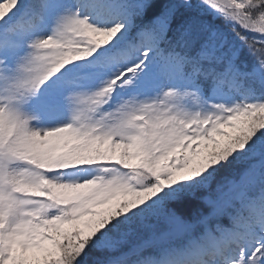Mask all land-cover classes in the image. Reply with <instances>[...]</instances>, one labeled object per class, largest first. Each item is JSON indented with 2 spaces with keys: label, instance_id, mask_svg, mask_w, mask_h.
Returning <instances> with one entry per match:
<instances>
[{
  "label": "rangeland",
  "instance_id": "374dc122",
  "mask_svg": "<svg viewBox=\"0 0 264 264\" xmlns=\"http://www.w3.org/2000/svg\"><path fill=\"white\" fill-rule=\"evenodd\" d=\"M87 1L0 0V9L18 11L21 18L20 22L15 23L11 28L9 36L0 33V233L4 230L3 238L0 240V251L5 246L4 241L15 248L13 253L28 256V259L34 262L38 257H44L48 252L45 249L47 247L52 250L51 256L58 258L59 252L62 253L66 249V252H69L71 239L81 241L86 234L96 232L95 229L90 230L92 227L88 222L97 217L86 215L81 219L82 229L74 225L73 230L61 233L62 241L69 239L67 247L62 246L63 243L58 238L57 243H49L47 247L36 252L26 242L28 239L34 240L38 235L36 229H32L33 225L50 223L59 215L60 209L54 203L56 201L52 199L53 196L55 195L56 198L67 196L66 191H61L60 194L51 191V198H47L45 192L48 186H53V190L64 187L70 190L86 179H93L96 175L99 177L98 172L102 173L100 176L102 186L97 183L92 191L95 189L99 197L95 195L94 200L81 203L84 205L83 211L95 201V204L101 207L110 205L105 208H110L108 211L101 212V214L107 213L101 217L105 220L117 216L115 219L116 225L119 226L118 232L121 236L124 235V238L128 234L130 237L135 232L134 226L140 227L137 233L146 241L159 237L158 234L164 237L168 232L183 233L184 229L189 227V223H185V228L179 230L180 219L167 210L168 201L178 199L176 189L173 190L170 185V179H160V186H157L155 191L141 193L135 191L130 194L128 191L130 179L124 165L118 169L105 168L104 171H100L104 166L63 169L67 160L63 156L68 146L72 147V141L67 142L63 147L66 138L61 133L67 130H74L83 135L94 133L96 140H99L98 136H100L111 142L108 150L117 152L120 149L118 153H121L122 158L129 160L131 152L129 144L134 138L133 135L149 131L152 136H165L169 131L185 129L189 126L196 127L194 125L196 120L207 122L211 114L219 115L216 119H221L222 112L219 109L225 107L220 104L223 103L228 107L233 100L232 96L215 91V100L202 106L201 111L197 110L194 103L183 105L182 96L186 97L187 94L181 93L174 81H170V74L165 65L154 62L157 55L144 50L151 44L158 43V35L166 33L168 25L164 18L154 22L156 33L146 31L141 34L137 42L129 39L122 49L104 56L90 67L71 70L60 68V54L64 48L61 43H69L75 32H79L78 27L94 25L93 27L97 28L96 25L100 23L99 17L107 15L104 11L99 15L90 16L92 10L85 8ZM236 1L239 8L248 5L247 3L243 6L247 0ZM252 2L254 13L255 10L258 11L260 16L258 21L252 23V27L264 28V0H252ZM137 3L143 6L146 1L137 0ZM239 8L236 11H239ZM109 13L112 24H116L118 18L124 15L122 13L117 15L112 11ZM198 23L200 22H197V28ZM224 39V36H218L214 45L216 42L221 44ZM256 40L264 43V39L260 37ZM148 56L151 57V61L146 66L144 61ZM263 71L264 66H259L254 73L261 76ZM195 99L191 95L190 103ZM186 103H189L187 99ZM257 113L246 117L242 122L234 121L231 126H223L220 129L217 127L220 121L212 125L217 127L218 134L214 143L206 145L201 152L198 163L201 161L199 165L203 166V171L193 170L189 178L185 176L187 171L181 172L175 175L171 182L179 188H193L200 178L212 174L213 168L210 169L209 166L212 156L213 159L216 155V158H224L225 155L229 156L242 150L243 146L246 147L245 142L255 137L254 128L264 125V109ZM247 120L248 122H245ZM241 123L244 124L240 125ZM179 135L183 136L182 133ZM184 138L186 141L191 139L187 136ZM81 139L83 140V137L76 142L80 143ZM193 143L192 141L184 150L185 157H181L180 161L189 162L190 158L187 156H192L195 152L194 148L197 150L198 147H202V143L198 147ZM239 145L243 146L236 148ZM211 151L216 153L213 154ZM118 153L116 154L119 155ZM253 158V163L257 162V170L255 167L249 168L244 172L243 177L260 176L264 165L258 161L264 163V146L255 149ZM206 161H208L207 166L203 165ZM29 163L32 166H29ZM197 174L203 175L197 178L194 176ZM136 179L138 181V177ZM262 181L264 182V176ZM207 184L202 183L201 187ZM239 190L240 187H235L230 193L235 192V197L238 198ZM223 193L217 194V197L221 198ZM148 201L150 204L144 211H139ZM256 203H253V208L257 206ZM118 205L120 208L115 209L114 207ZM219 212L220 209L206 220L204 217L201 219L200 224L205 231L209 230V222L216 219ZM154 218L160 223L154 221L155 224L152 225L151 221ZM151 230L157 231L158 234L149 236ZM228 233L230 237L239 241L226 249L223 256L222 253L217 254V257L208 256L206 259H214L210 260L212 261L210 264H233L243 254L244 249L249 254L246 264H264V247L257 243L258 238L255 239L256 242L247 245L242 243L244 237L238 230H229ZM201 244V241L196 242V246ZM105 247L112 248L114 245L109 244L108 241L98 242V248ZM216 248L220 249L218 246ZM200 249L199 246L198 253ZM4 254L5 252L1 255ZM173 254L167 250L162 264L168 262V258H174L176 255ZM191 254L190 256H195V253ZM7 257L4 255V258ZM59 257L63 258V256ZM178 262L181 263L180 260Z\"/></svg>",
  "mask_w": 264,
  "mask_h": 264
},
{
  "label": "trees",
  "instance_id": "16d2710c",
  "mask_svg": "<svg viewBox=\"0 0 264 264\" xmlns=\"http://www.w3.org/2000/svg\"><path fill=\"white\" fill-rule=\"evenodd\" d=\"M122 1L124 4H128L132 0ZM247 1L248 5L241 8L240 15H237L235 9H228L223 6V4H232V2H236V0H217V2H212L211 0H151L150 5L144 11L137 12L134 15L135 19L141 21L140 23L143 26L159 15H164L169 18L170 27L168 35L161 46L168 53L176 55L174 58L175 61H181L185 64L188 75L196 82H191V84L204 85L206 88L217 85L210 83L217 79L215 75L216 72L223 77V81L226 85L230 86L231 84L232 86H236L234 84L237 83L238 89L241 91L237 92V94L239 95V93H242L244 100L240 103L238 109L231 114L234 116L229 122H218L219 124L217 127L219 129L223 126H231L234 121L242 122L246 117L257 115V112L264 109V84L259 83V79L264 77V72L259 76L260 78H253L255 83H253L250 78L257 67L264 65V43H259L255 39V37H263V35L258 32L253 33V30H258L259 28L252 27V23L258 21L260 16L258 11L255 10L254 13V1ZM198 21L200 23H198L199 27L197 28ZM260 29L264 30L263 27ZM212 31L223 34L226 37L227 45L218 52H215L216 54L213 53L211 55L209 51L203 50L204 47H207L211 42L210 33ZM112 34L114 36L111 37L109 42L100 41L102 47H109L119 42L124 36L125 30L119 29ZM231 47H233L232 51L229 50ZM259 89H261L262 92H255ZM251 111L253 112L250 113ZM245 122H248V120ZM243 124L244 123H241L240 125ZM217 127L213 126L211 132L205 138H201L196 142L197 147L201 143L202 147H198V149L192 153V156H187L191 161H183L177 165L176 169L171 168L169 164L162 171V175L167 177L168 180L170 179L172 189H176V193L178 194V199L168 201L167 210L173 212L177 218L180 219V225L185 226V223L193 225L205 215H210L221 199L217 197V194L224 192L231 195V197L234 196L233 193H230L231 189H233L232 186L245 183L247 176L243 177L242 175L249 168L255 167L256 170L258 168L257 162L253 163V157L255 149L264 146V125L259 128H257V126L254 128L256 131V133H254L255 137L253 136V139L251 137L245 142V144H247L246 147L243 145L235 146L236 148L243 146L241 148L242 150L229 156L225 155L224 158H216V155L213 159L212 156L209 161L211 162V165H209L211 166L210 169L213 168L212 174L200 178L193 188L187 187L183 189V187L179 188L178 185L173 184L171 181L175 175L181 172L187 171L185 176L189 178L193 170L196 172L203 171V166L199 165L201 161L199 163L198 161L200 160L201 152L204 151L205 146L214 143L213 141L217 139ZM202 140L204 142H202ZM242 144H244V142ZM182 150L183 148H179V151ZM183 152L184 151L174 154L173 157L176 159H180L183 156L185 157ZM214 152L215 151H211L213 154ZM113 158L115 157L110 155L109 159ZM149 158L150 159L146 160V162H148L149 166L153 165L152 172L155 174H153L150 181L154 182L155 179H158L157 177L161 176V172L154 169V167L158 165L154 163L156 160L153 161L150 155ZM258 163L264 165L262 161H258ZM204 164L207 166L208 161L204 162L203 165ZM134 165L140 169L144 168V164L141 160L135 161ZM141 173L148 179L144 171H141ZM202 175L197 174L194 176L199 178ZM202 183L208 184L201 187ZM80 188L82 189V187ZM153 190L155 191V188H153ZM149 191L150 190L146 192ZM67 195L69 198H72L75 196V191L69 192ZM210 201H212V203H210ZM148 204H150V201L139 211H144ZM107 207H110V205L101 207L100 205L97 206L96 204H92V206L86 209V213L79 212V216L74 217L71 229L57 228L56 233L53 234L54 240H50L48 244L57 243L60 239V235H62L61 233L73 230L74 225L77 226L76 228L79 227V229H82L80 227L82 223L81 219H84L86 215H88V217H97V219L88 222L92 227L90 230L95 229L96 232L86 234L81 241H76L75 239V241H73L71 239L70 241H72V244L70 245L71 248L69 252H66L67 249L62 251V253L59 252V256H63V258L59 256L58 258H54V256H51L52 250L46 246L48 244L43 243L42 246H36L35 249L39 251L46 246L47 248L45 249L48 250V252L44 254V257H38L35 262L28 260L23 264H108L111 261H119V264H130L135 259L145 260L155 257L158 253L161 255L163 249L172 246V244L174 246H180L184 243V239L180 237L174 240V242L164 243L163 245L157 244L155 242L157 239H154V241L152 240L151 243L148 244L149 247H146L147 245L143 246L145 238L142 239V237H140L141 234L137 233L138 230H140L139 226H134L133 230H135V232H133L130 237V234H128V236L124 238V235L121 236L118 232L119 226L118 224L116 225L117 220L115 219L117 216H114V219L109 217L105 220L101 217L107 214H101V212L110 209H105ZM114 208H120V205ZM126 218L129 217L126 216ZM156 220L158 219H152L151 224L154 225L155 222L160 223ZM227 221L228 220L224 217L218 222L219 224H216L217 222H212L211 227L217 231L215 227H217V225H225ZM142 228L145 229L146 227ZM198 233L201 234L196 227V229L191 232L190 237H198ZM156 234H158L157 231L151 230L149 236H155ZM120 238H123V240ZM60 241H62V239H60ZM103 241L115 244L114 248H98V242L100 243ZM62 243V246L67 247L69 245V239L63 240ZM45 257L50 259L44 262L46 260ZM14 259L18 260L16 255ZM18 261L20 264L21 259ZM0 264L12 263L7 259L5 263Z\"/></svg>",
  "mask_w": 264,
  "mask_h": 264
}]
</instances>
